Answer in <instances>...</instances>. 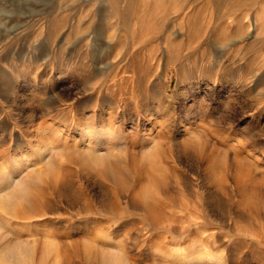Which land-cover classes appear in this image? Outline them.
<instances>
[{
  "label": "rangeland",
  "instance_id": "obj_1",
  "mask_svg": "<svg viewBox=\"0 0 264 264\" xmlns=\"http://www.w3.org/2000/svg\"><path fill=\"white\" fill-rule=\"evenodd\" d=\"M160 131L163 176L138 181ZM87 154L126 185L80 171ZM16 181L32 193L0 231L75 242L68 264L83 244L88 264H264V0H0V195Z\"/></svg>",
  "mask_w": 264,
  "mask_h": 264
},
{
  "label": "bare ground",
  "instance_id": "obj_2",
  "mask_svg": "<svg viewBox=\"0 0 264 264\" xmlns=\"http://www.w3.org/2000/svg\"><path fill=\"white\" fill-rule=\"evenodd\" d=\"M157 135L159 136L158 137L159 139L156 141H153L154 145H153V148H151L153 149L152 152H154V154L153 155L150 154L149 149H148V151L144 155L141 156L144 162H146V167H147V170H141V171L143 172L147 171L146 172L147 174L144 173L145 175H143L140 173L138 166H136V163H134L135 161L134 155H131L129 158L133 166L132 169L135 172L138 170L140 173L138 176V181L141 180L142 182L143 181L142 177L144 176L147 180L146 181L147 183H152L156 181L157 179H159L161 176H163L162 168L158 166L157 161H158V158L162 157V155L165 153L164 151L167 148L166 143H165L166 140L164 138L167 135L166 133L165 134L162 133V131H160ZM84 163H85L84 168L81 167L82 169L80 170L83 173L87 172V175L94 174L97 177L104 179L105 181H109L112 185H117L118 187L119 186L124 187L126 185L123 183L124 182L123 179L127 175L128 168L127 166H125V163L115 158L114 156H111L110 154H100V155L87 154L85 157ZM212 164L209 163L210 166ZM164 170L165 172L168 171V173H170L175 178H180V175L174 174L167 165L164 167ZM49 171H50L48 172L49 178H53V180L50 183V187L56 193V195H58L57 193L60 192V188L67 185L68 183L65 182L64 179L59 180V178H57V180H54V178L57 175L56 171H53L50 169ZM37 176H41V173H38ZM60 181L61 183L59 184ZM149 189L150 188H147V186L145 187L141 186L139 189L141 192L140 194L144 196L145 199L150 198V193H151L150 191H152V189L151 190ZM31 193L32 192H30L29 188L27 187L24 181H16L13 183V187L8 192H5V193L3 192V194L0 195V207L1 209H6L9 212L14 213L19 210L18 209L19 207L23 206L21 205L22 201L27 200L31 196ZM132 194L136 195V190H134ZM154 203L155 202H153L152 204ZM39 206L41 207L43 211H47L50 209L48 203L43 198L39 199ZM153 206H154L153 208L151 206V210L147 211V216L151 220L152 224H155L158 226L159 224L163 222H168L171 219L170 215H168L169 213L167 214L163 210L159 209L157 206L155 207V204ZM59 245L60 244L58 243L46 242V244H43V246L45 247L42 246L43 249L41 248L42 250L40 252H37L38 250L36 249L37 248L36 244H35L36 246L35 248L34 245L28 246L26 243H24L22 239L8 241L7 235L3 234L0 231V264H26L27 262H30V263L35 262L37 264H44L46 261H49V264H59V261L61 258L62 260L66 262V264H68L69 260L67 259V255L69 251L74 255L78 254L77 243L73 242L69 244L68 247L65 248V250L62 252L61 256L58 254ZM82 246H83L82 256L84 257L86 263L88 264L89 262H91L92 258H95L96 256L92 255V252L88 245L83 244ZM172 256H174V252ZM99 264H127V263L120 254L107 252V253H103L100 256Z\"/></svg>",
  "mask_w": 264,
  "mask_h": 264
}]
</instances>
